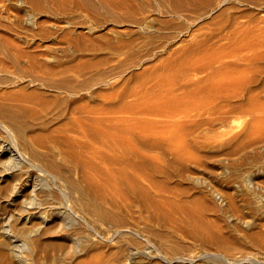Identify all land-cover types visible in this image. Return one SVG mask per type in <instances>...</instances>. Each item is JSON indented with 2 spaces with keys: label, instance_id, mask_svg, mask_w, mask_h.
Returning a JSON list of instances; mask_svg holds the SVG:
<instances>
[{
  "label": "rangeland",
  "instance_id": "obj_1",
  "mask_svg": "<svg viewBox=\"0 0 264 264\" xmlns=\"http://www.w3.org/2000/svg\"><path fill=\"white\" fill-rule=\"evenodd\" d=\"M0 126V264H264V0H0Z\"/></svg>",
  "mask_w": 264,
  "mask_h": 264
},
{
  "label": "bare ground",
  "instance_id": "obj_2",
  "mask_svg": "<svg viewBox=\"0 0 264 264\" xmlns=\"http://www.w3.org/2000/svg\"><path fill=\"white\" fill-rule=\"evenodd\" d=\"M16 103H18V101ZM13 149L8 145H0V209L5 215L3 232L9 237L7 239H10L9 241L12 243V248L16 250L20 247L22 242L30 241L31 236L33 238V233L41 231L42 236H47L48 233H52V229L43 225L42 223L44 221L39 227L35 226L36 220L42 221V218H44L42 210H44L45 205L41 201L43 196L41 195L40 198L37 197L36 192L39 190L38 184L36 185L32 176H25L27 173L24 168L20 167L19 170H16V163H18L19 160L18 153L15 151L16 149ZM22 160L24 161V159ZM28 165L31 167V164ZM33 170H36L35 167Z\"/></svg>",
  "mask_w": 264,
  "mask_h": 264
}]
</instances>
